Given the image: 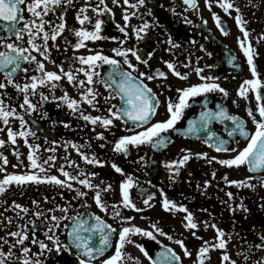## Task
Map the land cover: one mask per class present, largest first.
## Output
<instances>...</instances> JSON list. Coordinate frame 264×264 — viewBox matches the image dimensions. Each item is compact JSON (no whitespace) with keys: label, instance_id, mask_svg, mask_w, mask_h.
Instances as JSON below:
<instances>
[{"label":"flooded vegetation","instance_id":"obj_1","mask_svg":"<svg viewBox=\"0 0 264 264\" xmlns=\"http://www.w3.org/2000/svg\"><path fill=\"white\" fill-rule=\"evenodd\" d=\"M29 2L30 0H24L21 6L23 8L21 14L25 20L18 22L20 28L25 21L32 18L27 10ZM105 2L112 12H104L97 17L92 7H88L87 15L91 22L85 21L83 25L77 20V13L85 5L99 4V0H71V3L68 0H62L61 4L52 6L53 10L44 17L45 30L51 31L60 23H64L65 28L56 40L47 41L48 59L30 48L26 32L21 40H16L15 35H10L4 30L3 26L7 22L0 20V38L29 48L31 53L36 55L37 60L44 61L45 70L56 71L61 76L60 80L39 86L34 94L29 95L32 102L37 105L33 112H26L19 107L23 103L24 94L15 87L8 85L6 89H0V96L5 104L15 107L28 122L25 127L35 134L30 133L27 136V142L25 137L17 136L16 142L12 143L7 130L11 127L14 132L20 131V120L18 117H10L8 125L0 120V139L5 141L0 145V154H2L0 167L4 169L0 171V179H3L6 174L35 173L41 176L55 175L66 180L61 171L63 167L72 175L80 174L79 179L87 177L93 184L100 185L102 199L108 205V211H103L94 201L96 189L81 185L78 180L69 181L73 185L72 188L57 185L54 182L28 181L23 184L13 182L6 186L5 192L0 193V238H2L0 250L8 252L16 240L8 233L18 231L22 226L27 225L29 239L24 241V246L30 248V255L35 257L37 253H42L38 257L42 264H79L75 255L77 250L74 247L71 251L57 252L54 242L49 241L45 235L47 226L51 224L50 217L65 215L61 209L67 206L68 216L81 213L83 218L90 222H95L94 217L100 216L117 230L113 234L111 245L102 256H97L93 264H101L102 260L114 254L121 227L136 225L154 231L151 229L153 223L168 235L154 232L156 238L152 239L142 234H133L131 236L133 242L125 243L124 255L118 264H151L137 245H143L153 259H157L158 254L167 246L168 250H174L180 257V261L174 264H199L197 253L204 241H208L209 244L218 243V234L212 225L223 230V239L227 242L226 248H210L205 254L204 264H231V261H235L236 264H264V247H257L264 243L261 240V237H264V169L250 171L247 165L239 167L221 165L220 159L229 158L235 153L217 152L210 144L204 143V140L208 138V130L228 140L233 147L238 144L239 148H243L247 140L238 134L233 137L227 135L234 126V122L230 120H214L209 124L208 129L201 130L198 136L183 134L188 122L197 119L205 106L213 111L220 107L226 108L229 114L236 115L245 121L249 132L255 131V124L248 115V109L251 108L257 120L261 119L257 111L258 102L255 99V93L249 90L247 98L238 94L243 81L254 77L247 57L240 47V41L245 38L240 26L236 23L235 8L229 9L231 13L229 15L216 0H211V8L206 0H197L196 8L184 5L180 0H146L145 5L139 8H131L125 5L123 0H118V3H113V0H105ZM232 2L240 9V14L245 21L244 28L249 32L247 42H250L255 50L253 62L259 79L264 81V0H232ZM131 3H135V0H130ZM126 8L129 13H136L130 15L127 22V39L120 31V27L125 26L123 15ZM149 10H151L150 13ZM213 12L221 18L227 31L226 35L217 27ZM97 18L104 21L100 31L101 38L95 41L86 40L85 46L75 48L74 45L79 39L75 35L76 30L81 27L89 31L93 30ZM189 20L191 23L186 22ZM145 21L149 23L146 38L138 41L133 28L141 26ZM204 21L207 23L205 24ZM112 37L119 39H112ZM169 37L173 44L179 46L173 47V44H169ZM121 40L124 41L123 44L120 43ZM36 42L41 41L38 38ZM117 47L134 48L142 60L148 61L144 64L129 54L132 63L138 66L133 72L134 76L139 72L151 75H155L157 71L167 73L166 77L145 79V83L152 88L160 101L151 123L167 119L168 100L177 99V89L204 82L200 78L201 75L216 77L215 82L227 91V95L215 91L201 94L191 100V107L185 110L183 118L176 125L181 132L169 130L166 135L169 136L170 142L166 146L153 148L150 144L130 145L127 154L116 152L114 151L115 141L121 136L131 135L134 131L141 129L136 128L131 121L125 122L117 118H113L114 123L105 128L100 123L93 125L80 115V112H83L85 115L107 116L109 107L115 106V110L122 105V101L115 96L112 89L104 87L101 82L107 77L111 66L98 63L95 69L98 75L94 77L95 83L91 87L99 93L94 101L96 107L82 100L80 93L85 91V87L77 86V84L79 80H85L87 83L84 72L79 71L81 67L88 68L78 59L82 55L101 52L103 55L120 60L121 67L127 68L123 58L112 51ZM3 50V45L0 44V51ZM232 56L236 59L232 60ZM165 61L172 62L180 73H187V78L177 77L167 67ZM61 65L64 72L71 69L75 73L76 80L68 81L64 72L60 71ZM207 65L212 67L209 68ZM21 67L29 69L27 73L18 71L14 77V80L21 85L28 82L26 77L40 75L35 70L34 63L23 62ZM197 67L203 69L200 75L195 71ZM0 81L6 82L3 72H0ZM261 92L264 93V87L261 88ZM41 93L47 99H41ZM65 93L69 98L81 101L78 111L73 112L63 100L58 99ZM110 93L111 97L105 100ZM259 103L264 104V99ZM98 133H103V137L101 138ZM66 144L67 147H65ZM72 144L80 146L81 151L89 157L95 154L105 163L102 165L87 163L71 146ZM187 150L192 153H207V158L193 155L179 167V173L176 174L167 166L168 162L180 159ZM30 153L37 164L44 169L43 172L40 168L33 169L30 166L31 162L28 159ZM52 156L55 157L54 160L49 159ZM213 156L217 159L209 163L208 160ZM3 157L7 158V164L3 163ZM68 161L74 162L78 167ZM113 163L122 168L123 172H116L111 166ZM89 173H96V175L89 176ZM128 175L135 180V184L129 190L130 198L141 211L125 207L121 203L120 185ZM249 177H251L250 180ZM229 180L244 181L245 186L230 184L227 182ZM206 181L209 182L207 185H205ZM248 184L254 187H249ZM107 185H111V188L107 189ZM161 189L168 199L178 205H184L193 214L195 222L199 225L197 229L184 226L186 223L184 211L163 209ZM77 190L87 195L81 197ZM228 193L232 195L229 196ZM150 194L155 195L150 201L152 206L148 207L143 201ZM17 204L27 208L28 212L25 213L22 208H16ZM114 205L121 216L133 219L121 220L120 217L113 216ZM36 212H41L43 215L36 216ZM30 221H35V225ZM60 223L61 227L55 230L56 235L62 243H69L67 230L63 225L71 226L72 221L66 219ZM205 224L208 226L205 227ZM193 232L196 234L193 235ZM169 236L172 239H169ZM33 239L43 241L51 251L41 250L39 243H32ZM93 239L98 245L99 237L94 236ZM177 240L184 241L190 255L184 254V250L176 243ZM21 247L17 244L12 248L13 255L8 258V264H22V261L17 259L23 255ZM225 251L230 257L229 261H224L222 258Z\"/></svg>","mask_w":264,"mask_h":264},{"label":"snow or ice","instance_id":"obj_2","mask_svg":"<svg viewBox=\"0 0 264 264\" xmlns=\"http://www.w3.org/2000/svg\"><path fill=\"white\" fill-rule=\"evenodd\" d=\"M71 3V0H68ZM219 3V6L224 10V12L229 13V9L235 8L237 15L235 16L236 23L240 26L244 40L240 41V47L243 50L245 56L247 57V62L251 66V71L253 74V79H247L243 81L241 84L238 94L241 97L247 98L249 90H252L255 93V99L258 102L257 111L260 120H257L255 115L253 114L251 108L248 109V115L252 118L253 123L255 124V131L249 132L245 126V121L236 116L231 115L227 111L226 108L220 107L218 110L213 111L208 109L206 106L200 112L197 119H192L188 122V126L185 130H183V134L185 136L192 134L197 135L201 132V130L208 129L209 124L214 120H230L234 122V126L227 133L229 137H233L238 134L240 137H243L247 140L246 146L243 148H239L238 144L236 147H233L228 140L218 136L215 132L208 130L207 136L208 138L204 140V143L210 144L211 147L215 148L217 152H232L235 155L230 156L229 158L220 159L219 163L221 165H225L228 167L232 166H242L247 165L250 171H256L259 169H264V104H260L259 102L264 99V93L261 92V88L264 87V81H261L258 77V73L256 71V66L253 62V55L255 50L251 47L250 42H247V38L249 36V32L244 28L245 21L243 20L240 9L235 6L232 0H216ZM62 0H30L27 4V10L31 13L32 18L25 21L22 28L18 27L19 21H24L25 18L21 14L23 12V8L21 7L24 4V0H0V20L7 22L4 24V30H6L10 35H15L16 40H21L23 38L24 33L28 34V44L30 48L35 50L39 55L45 57V59L49 58L48 44L47 41L49 39L56 40L57 36H59L64 28L65 24L60 23L51 31L45 30L44 17L47 13L53 10L52 6L61 4ZM113 3H118V0H113ZM125 5H129L131 8H139L140 6L145 5L146 0H135V3L130 4V0H123ZM184 3L191 5V7H197V0H184ZM209 8H211V0H206ZM88 7H92L94 13H96L97 17L104 12H112V9L109 8L105 2V0H99V4L97 5H85L80 9L77 13V20L81 25L85 23V21L91 22L90 17L87 15ZM151 10H149V13ZM135 12L129 13L128 9H124L123 19L125 21V26L120 27V31L125 34V39H127V29L126 25L130 18V15H135ZM213 18L217 24V27L223 34H227L226 29L223 26L221 18L213 12ZM187 23H191V21H186ZM51 23V22H47ZM104 23L101 19L97 18L95 20L94 29L89 31L84 27L76 30L75 35L79 38L78 42L74 45L75 48H81L84 45V41L92 40L95 41L100 39V31L101 26ZM206 24L207 21H204ZM149 28V23L145 21L141 26L134 27L133 32L136 36V39L143 40L146 38V33ZM40 39V43H37V39ZM112 39H119L117 37H112ZM169 44H173L171 37L168 40ZM121 44L124 43L123 40L120 41ZM194 43V41H193ZM0 44L3 45L4 50L0 51V72H3L5 81H0V89H6L8 85H12L18 91L24 94L23 103L19 105L20 108L25 109L26 112H33L36 110L37 105L32 102L29 98L30 94H34L35 90L39 86H43L52 81H58L61 79V76L58 75L56 71H48L45 70V63L43 60H37L36 55H33L29 48L21 47L19 44L15 42H7L6 40L0 38ZM179 45L173 44V47H178ZM203 47V46H201ZM118 56L123 58L124 64H126L127 68L121 67L120 60H117L113 57L103 55L101 52H95L94 54H89L87 56H79V61L87 65L88 68L81 67L79 69L80 72H84L86 76L85 80H79L77 86H84L85 91L81 92L80 95L83 101H86L89 105L96 107L97 105L94 103L96 96L99 94L94 90L91 85L95 83L94 77L98 75L95 71L98 63H104L111 66L107 73V77L103 79L101 82L104 87L112 89V92L115 96H118L122 101V105L118 108L115 106H111L107 109L109 115L107 116H92L85 115L83 112H80L81 117L90 121L93 125L97 123L102 124L105 128L111 126L114 123L113 118L124 120L125 122L131 121L136 128L141 130L134 131L131 135L121 136L114 144V151L122 152L127 154L129 146H139L142 144H150L153 148H159L166 146L170 142V138L166 133L169 130H173L176 132H181L180 129L176 127L178 121H180L185 113V110L191 107L190 101L194 100V98L201 96V94H207L210 92L219 91L223 93L225 96L227 95V91L223 89L218 83H216V77L203 76L200 78L202 83H197L191 85L189 87H185L182 89H177V99L175 101L169 99L167 102V112L168 118L162 121H156L155 123H151L152 118L156 115L157 108L159 106V98L153 92L152 88L149 87L146 80H153L156 77H166L167 73L163 71H157L155 75H151L145 72H139L138 75H133V72L137 69V65L133 64L131 59L129 58V54H131L137 61H142V63L147 64L148 61L146 59L142 60L141 56L137 53L134 48H122L117 47L112 50ZM211 55V53H208ZM236 57L232 56V60H235ZM23 62H29L35 64V70L40 73V75H32L31 77H26L28 82H25L23 85L17 83L14 80L18 71H23L24 73L28 72V68H22ZM231 62V61H229ZM54 63V61H53ZM167 67L172 70V72L181 78H187V73H180L176 70L175 65L170 61H165ZM187 66V65H185ZM60 71L64 72L63 66H59ZM207 67H212L211 65H207ZM195 71L198 75L203 72L202 68H195ZM64 76L68 79V81L72 82L76 80L75 73L69 69L67 72H64ZM54 86V85H53ZM111 93L109 97H105V100H108L111 97ZM55 98V97H54ZM41 99H47V97L43 96L41 93ZM58 99L63 100L67 107L72 109L73 112L79 110V106L81 101H78L73 98H69L67 93L64 96L59 97ZM206 104V102H205ZM10 117H18L20 120L21 130L18 132H14L11 127L8 128L7 133L9 139L12 143L16 142V137L21 136L25 137V142H27V136L31 133V130L26 128L25 125L28 123L25 121L24 116L17 112L15 107H10L5 104L2 96H0V120L3 121L5 125L9 124ZM68 126L67 124L65 125ZM35 135L34 133H31ZM98 135L102 138L103 133H98ZM199 138V137H198ZM5 141L0 139V145L4 144ZM71 143V142H69ZM68 145L66 144L65 147ZM76 151L81 155V157L87 162L96 165H102L105 161L97 158L95 154L89 157L86 153L82 152L80 146L76 144L71 145ZM103 147V145H101ZM195 155L197 157H205L207 158V153H192L190 150H187L185 155H183L178 160H173L168 162V167L175 172L179 173V167L184 165L191 157ZM2 157V154H0ZM29 161L31 162V167L33 169L40 168V171L43 172L44 169L37 164L36 159L30 153L28 156ZM50 160H54L55 157L52 156L49 158ZM143 159V157H141ZM217 157L213 156L209 163L215 161ZM3 163L7 164V158L3 157ZM47 163V161H45ZM68 163L75 165L74 162L68 161ZM112 168L118 172H123V169L113 163ZM15 167V166H14ZM0 171H4L2 167H0ZM64 177L66 180H62L55 175H37L35 173L29 174H6L3 179H0V193L5 192L6 186L15 182L16 184H23L28 181H35L37 183L40 182H54L57 185L65 186L68 188H72L73 185L69 183V181L78 180L81 185H85L86 187L96 189L94 195L95 203L105 212L108 211V205H106L101 196L100 185L93 184L91 179L84 178L79 179V175H72L69 172L65 171L63 167L61 168ZM82 172V170H81ZM89 176H95L96 173H89ZM213 175L215 173L213 172ZM226 179V178H225ZM249 180L251 177L248 178ZM230 184H236L239 186H245L244 181L237 180H229L227 181ZM209 182L206 181L205 185ZM135 184V180L131 175H128L127 178L121 182L120 188L122 193L121 203L128 208L135 209L136 211H141V209L137 208L136 204L130 198V189ZM249 187H254L252 184H248ZM111 185H107V189H110ZM105 189V190H107ZM78 195L83 197L86 196L87 193L77 190ZM161 193L163 196L162 199V207L164 210L173 211V210H181L186 213L184 220V226L189 229H197L199 227L198 223L195 222L193 214L187 210V208L180 204H176V202L167 198L166 194L163 193V189H161ZM155 194H150L143 201V203L151 207L150 201L153 200V196ZM231 196V193H228ZM16 208H22L23 212L27 213L28 209L24 208L22 205H15ZM59 207V206H58ZM51 211V210H50ZM61 211L65 214L62 216L52 215L50 217L51 224L47 226V232L45 233L46 238L49 241L54 242V247L57 252L60 251H71V248L74 247L77 251L75 253L78 258L79 264H93V261L97 258V256H102L106 249L111 245L113 234L116 233V229L113 228L111 224L106 223L100 216H95L94 221L90 222L88 219L83 218V214L76 213L75 215L68 216V207L65 206L61 209ZM113 216L120 217L121 220H132V217H123L120 212L117 210V207L113 206ZM36 216H41L43 213L36 212ZM71 220L72 224L69 226L68 224H64L63 227L67 230V235L69 237V243H62L59 239V236L56 235L55 230L61 227V221L63 220ZM9 222L11 220L9 219ZM33 225H35V221H30ZM208 225L205 224V227ZM213 228L216 229L218 234V243L209 244L208 241H204L203 246H201L198 250L199 264H204V260L206 259L205 254L209 252L210 248H226V240L223 239L224 232L223 230L216 227V225H212ZM151 230H147L136 225L123 226L119 230V238L115 245L114 254L104 260L101 261V264H118L119 261L123 258V248L125 243L133 242L131 240V236L133 234H142L147 237H151L155 239L154 232L161 233L163 235H168L167 233H163L162 229L159 228L155 223L151 225ZM51 233V234H49ZM196 233L193 232V235ZM9 236L15 237V242L8 249V252H4L0 250V264H8V258L13 255L12 248L16 247V245H21V251L23 253L22 257H17L18 260L22 261V264H42L41 260L38 258L42 253H37L36 256L30 255V248L24 246V241L29 239L27 232V225L22 226V228L18 231H13L8 233ZM94 236L99 237L98 245L94 241ZM2 239V238H0ZM169 239H172L169 236ZM261 240L264 241V237H261ZM32 243H39V247L41 250L51 251L48 248V245L43 241H37L35 239L32 240ZM177 244L181 246L184 250L185 255H190L187 247L184 245L183 240H177ZM140 248L141 252H143L144 256L148 258L151 264H174V262H179L180 257L175 253L174 250H168L167 246H165V250H162L158 254L157 259H153L151 255H149L148 251L144 249L143 245H137ZM257 247H264V243L257 245ZM223 260L229 261L230 257L225 251L223 253ZM231 264H236L235 261H231Z\"/></svg>","mask_w":264,"mask_h":264},{"label":"water","instance_id":"obj_3","mask_svg":"<svg viewBox=\"0 0 264 264\" xmlns=\"http://www.w3.org/2000/svg\"><path fill=\"white\" fill-rule=\"evenodd\" d=\"M184 5H189V4H186V3H184V0H180Z\"/></svg>","mask_w":264,"mask_h":264}]
</instances>
